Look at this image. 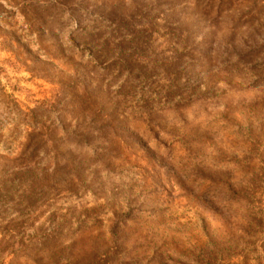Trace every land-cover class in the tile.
<instances>
[{"label":"rangeland","instance_id":"obj_1","mask_svg":"<svg viewBox=\"0 0 264 264\" xmlns=\"http://www.w3.org/2000/svg\"><path fill=\"white\" fill-rule=\"evenodd\" d=\"M0 264H264V0H0Z\"/></svg>","mask_w":264,"mask_h":264}]
</instances>
